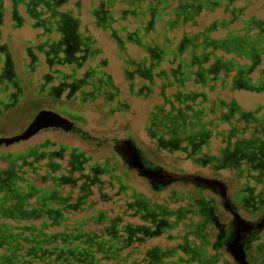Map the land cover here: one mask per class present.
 Returning <instances> with one entry per match:
<instances>
[{"label":"trees","instance_id":"1","mask_svg":"<svg viewBox=\"0 0 264 264\" xmlns=\"http://www.w3.org/2000/svg\"><path fill=\"white\" fill-rule=\"evenodd\" d=\"M109 1L113 6L115 0ZM122 3L123 10L112 7L102 16L95 9L94 14L98 24L111 29L120 50L130 45L143 52L124 60L133 69L125 72L129 80L136 75L144 80L138 93L154 86L160 90L164 101L153 113L151 126L158 132L153 139L170 152H187L189 159L213 171L232 172L237 186L233 196L247 203L245 212L264 218V103L245 109L236 97H218L226 91L264 95V19L246 15L247 7L235 5V0ZM217 9L229 18L201 25L203 15ZM109 81V89L116 88ZM215 136L223 144L220 156L201 150ZM114 170L108 175L120 184ZM69 175L33 172L25 189L29 205L20 212L0 211V264H148L122 215L113 216L89 202L92 195ZM194 191L189 192L192 204L197 194L205 196L209 190L196 186ZM107 201L112 202L102 199ZM214 242L209 239L208 245ZM219 253L218 260L223 255ZM247 255L249 264H264V225L253 235ZM216 263L215 257L210 259L209 264Z\"/></svg>","mask_w":264,"mask_h":264},{"label":"rangeland","instance_id":"2","mask_svg":"<svg viewBox=\"0 0 264 264\" xmlns=\"http://www.w3.org/2000/svg\"><path fill=\"white\" fill-rule=\"evenodd\" d=\"M235 5L245 6L246 15H256L258 18L264 19V0H235ZM88 0H84L82 10L87 11ZM83 23H81V30L85 31L84 26L88 25L92 32L95 33L96 37L100 39L98 43L101 45L104 51H106L105 57L108 61L105 66V70L112 76V81L118 90L117 95L113 96L112 101H105V98H98L93 104L91 101H86V106H81L80 102L75 99L63 101L65 107H50L56 104V101H49L45 107H16L6 114V116L0 117V138L13 137L21 134L29 125L36 113L42 110H51L61 114L62 109H65L68 114H72L79 118L76 122L78 133L48 130L36 134L30 141L24 143H17L11 146H0V153H18L24 151L28 147H37L38 151L47 150L55 151L61 147L64 150V160L60 163L63 168V173L69 175L72 170V166L69 164L70 153L74 152L82 156L81 159H87L89 165L98 164L103 167L108 163L110 165L109 170L115 169L116 177L120 180V184L114 182V186L109 184L110 176L106 174H99V180L102 181V191L98 187L93 186V195L90 201H95L97 208L104 209L108 213H112L113 216L122 215L125 225H137L148 223L142 219L140 215H135V208L127 206L128 203L136 201V197L142 196L144 199L150 201V203L165 206L170 211H175L178 207L191 203L192 200L189 198V192H195L196 184L193 182L175 183L171 186L166 187L163 190L154 189L150 183V180L142 178L135 171L128 170L124 165L120 155L115 150L116 141L132 138L135 143L145 150L149 158H152L156 164L167 169L171 173L177 174H197L203 177H216L215 173L219 177L223 178L227 185L228 195H233L237 189L235 184V178L232 172L221 169L219 171H213L208 166H203L199 162L189 159L187 152L180 151H168L162 147H159L155 137L158 136V132L151 126L152 119L155 115L153 113L158 112L157 105L163 104V98L159 95L158 86H154L151 91H146L142 95H139L138 90L144 80L136 75L134 79L129 80L127 78L125 69L133 70L130 65H127L124 60H127L129 56L138 58L143 55L142 50L128 45L126 51H122L118 48L116 41L107 42L105 34L99 33L96 30L95 25L91 23L92 19L84 12ZM216 17L229 18V15L225 14L222 9L215 10L214 13L203 15L201 25L205 22H210ZM87 60L80 67L81 73L86 71L93 64V55H86ZM82 63L81 57L72 61L71 66L72 73L75 74V69ZM68 70L67 67H64ZM134 83L132 88L130 84ZM132 88V89H131ZM111 90V89H110ZM117 92L116 90H114ZM34 92L29 94L31 99L33 98ZM217 93H214L212 97H216ZM222 99L231 101L233 97H236L237 102L245 109H253L257 105L264 103V95L257 94L248 91H234L219 95ZM118 101L124 104L125 107H92L91 105H103L104 103L116 104ZM23 103H26L24 100ZM45 104V103H44ZM166 110L169 107H164ZM225 127V126H223ZM222 128V127H221ZM154 135L155 139H153ZM46 141L49 144L42 148L41 145ZM22 144V145H20ZM221 139L213 137L209 142V145H205L201 150L211 155L220 156V147H222ZM187 146V144H186ZM58 161V160H57ZM43 163H46L44 161ZM7 166L6 161H0V168ZM86 166V167H87ZM88 170V169H87ZM126 172L127 176H124ZM61 173V172H60ZM75 177L80 176L79 171L73 172ZM90 176L92 174L86 171ZM82 182L80 181L79 184ZM50 186V182L46 184ZM125 186L126 190L120 194L121 186ZM69 187L66 188L68 190ZM75 193L79 194V188L75 189ZM195 195V193L193 194ZM212 195L211 191L205 193L208 197ZM104 196V197H102ZM103 200H112V202H102ZM240 208V206L238 205ZM243 217L249 220L260 221L262 217L256 218L245 212L240 208ZM192 216L188 215L185 219L177 221V217L170 216L168 220L171 223H175L173 227L163 229L159 235H154L145 238L142 241H138L136 246L141 253H144L148 249L160 248L168 252L167 259L176 261L177 264H198L191 259L189 253L178 247L179 245H185L186 237L187 243L191 246L200 245L201 241L196 236L191 235L190 225L198 223V219L191 220ZM177 221V223H176ZM189 232V233H188ZM219 233L218 229L213 228V233L209 236L211 242H214L216 235ZM140 236H142L140 234ZM189 250V249H188ZM219 252H223V255L217 260L216 264H226L227 262H233L232 264H238L233 256L225 250H215L210 244L206 247V254L217 255ZM174 255V256H172Z\"/></svg>","mask_w":264,"mask_h":264},{"label":"flooded vegetation","instance_id":"3","mask_svg":"<svg viewBox=\"0 0 264 264\" xmlns=\"http://www.w3.org/2000/svg\"><path fill=\"white\" fill-rule=\"evenodd\" d=\"M59 3V0L56 1V4ZM65 33L64 43L68 46V51L66 50L65 53H70V57L73 58V54L76 50L81 52V60L85 62L87 60L86 55L92 56L94 54V49L89 42L88 38L80 35V36H69L63 28ZM39 49L42 50L40 46ZM67 49V48H66ZM70 57L67 56L65 60H72ZM75 60V59H74ZM51 63V60H49ZM80 64V67L82 65ZM42 65V63H41ZM35 69V68H34ZM99 71V70H98ZM3 76L6 78L9 84H3V88L0 89V117L6 116V114L12 110H15L16 107H45L46 103L49 101H56L57 103L50 106V107H65L61 102V97H59V93L62 91H68L65 99L71 100L72 98L78 100L81 106H86V101H91V104L95 102L98 98L102 97L105 98V101H112L113 96L117 95L118 90L117 88L109 89L110 87V76H107L105 73H100L94 71L92 67H89L81 76L80 79H74L73 83H68V79L66 76L65 79H61L59 82V86L57 88H53L50 92L45 94V90L41 87V83L43 78L47 77H40L36 81L37 89L34 90L33 98L29 97V95L25 94V91L17 89L16 91H10L8 88L10 86L16 87L19 82L16 74L13 73H5ZM49 78V77H48ZM4 79H0V82H4ZM30 80H27V83L30 84ZM132 89V88H131ZM116 90L117 92H115ZM26 103H23V101ZM45 103V104H44ZM45 105V106H43ZM92 107H125L121 101H118L116 104L112 105L111 103H104L103 105H91ZM40 109L32 121L35 119L37 114L41 111ZM61 115L68 118L71 122V127L66 129L63 128H51L42 130H57V131H67V132H74L78 133L76 122L79 120L78 117L68 114L65 109H62L60 112ZM31 121V122H32ZM30 122V124H31ZM24 131V130H23ZM22 131V132H23ZM21 132V133H22ZM34 137V136H33ZM32 137V138H33ZM128 140H132L127 138ZM31 139L27 140L26 142L30 141ZM133 143L137 146V153L142 158V162H138L139 159L136 160H129L122 152L120 155L124 165L128 170L135 171L144 179L150 180L152 187L156 190L160 189L163 190L168 186H171L175 183H180L179 181L173 182L168 185L159 184L157 181H153V179L149 178L146 174L147 172L144 169H151L157 170V168H163L159 164H156L152 158L148 157V154L145 150L139 147L134 140ZM24 142V143H26ZM160 143L162 144L163 141L160 139ZM49 144V141H46L44 144L41 145L42 148H45ZM160 144V145H161ZM22 145V144H20ZM11 146V145H10ZM8 147V146H7ZM82 156L80 154H76L74 152L70 153V161L69 164L72 166V170L70 171V181L75 183V181L79 180L83 184L82 189L89 192V195H93L92 188L93 186L98 187V189H102L103 183L99 180V174H108L109 170L107 167L109 166L108 163L103 167H100L98 164L96 165H88L87 159H81ZM58 160V161H57ZM61 160H64V148L61 147L55 151H47L42 150L38 151L37 147H28L25 148L24 151L18 153H0V161H6L7 166L5 168H0V211L2 213H13L14 211H22V208L26 205H29V201L27 200V195L25 189L30 186L27 181H29L33 172H41L43 174H56L59 176H63V168L60 163ZM46 161V163H43ZM141 161V159H140ZM138 162V166H135ZM139 164L141 167H139ZM87 166V167H86ZM143 166V167H142ZM92 174L90 176L86 171ZM167 170V169H165ZM75 171L80 172L79 177H75ZM61 172V173H60ZM73 173V174H72ZM146 173V174H145ZM110 176V174H109ZM124 176H127L126 172ZM111 178V176H110ZM215 179H222L221 177H210ZM226 183V182H225ZM109 184L114 186V183L110 180ZM198 186V185H197ZM204 188L203 186H198ZM206 189V188H204ZM103 190V189H102ZM101 190V191H102ZM126 190L125 186H121L120 194ZM210 190V189H206ZM212 195L206 197L204 195L197 194V200L192 203H187V205L178 207L175 211H170L165 206H161L158 204L150 203V201L144 199L142 196L136 197V201L133 203H128L127 206L130 208H135V215H140V217L146 220L145 224H137L131 225L127 224V231L130 234V238L134 235L136 236L137 242L142 241L145 238L159 235L163 229L168 227H173L175 223H171L168 218L170 216L177 217V221H180L182 218L188 217V215L192 216L191 220L198 219V223L191 224L190 227V234L196 236L200 239L201 243L198 246H191L187 243L186 237L185 245H179L182 249H185L187 253H192L191 259L198 264L202 262V264H209L210 259L215 257L218 260V253L215 256H209L206 254V247L208 245L209 236L213 233V228L218 229L219 233L216 235V241L214 242L215 248H220L228 252L227 250V243L231 238H233L236 234L238 229L243 228V224H251L255 225V228L252 229L250 233L246 234V237L242 241L244 249L246 251V255L248 252V248L250 245L251 240L253 239V235L258 233L264 225V218L260 221H254L246 219L242 217L240 208H244L245 211L248 205L247 203L244 205V202L235 198L233 195H228V192L225 190L213 191L210 190ZM199 195V196H198ZM104 197V196H102ZM201 197V198H200ZM16 198L18 201L13 203L11 199ZM240 206V208L238 207ZM236 213H239L241 217H237ZM176 221V223H177ZM239 225V228L237 227ZM189 233V232H188ZM140 234L142 236H140ZM189 249V250H188ZM229 253V252H228ZM144 259H148V264H177L176 261L168 260L167 255L168 252L162 250L160 248H152L146 250L144 253ZM174 256V255H172ZM147 257V258H145ZM248 261V255H247ZM213 263V261H212ZM146 264V263H143ZM249 264V262H248Z\"/></svg>","mask_w":264,"mask_h":264},{"label":"crops","instance_id":"4","mask_svg":"<svg viewBox=\"0 0 264 264\" xmlns=\"http://www.w3.org/2000/svg\"><path fill=\"white\" fill-rule=\"evenodd\" d=\"M53 2L54 0H0V79H4V82H0V89L3 88V84L10 83L5 80L4 72L16 74L19 79L16 87L10 86L8 89L10 91L20 89L27 95L37 89L36 81L44 77L43 75L47 76L41 83L45 94L57 88L61 79L67 77L68 83L80 79L85 71L81 73L79 66L74 70L75 74H71V69L74 68L71 63L76 57H81V52L76 50L72 53L73 58L69 52L65 53L68 46L64 43L63 28L68 37L82 35L88 38L94 49L92 68L106 72L104 68L108 61L105 57L106 51L98 43L100 39L87 27L88 25L84 26L85 31L81 30L84 12L91 17V23L95 25L96 30L105 34V39L110 43L112 40L115 41L111 36V29L98 24L94 11L99 10L103 16L112 7L115 12L125 9V3L123 4L122 0H115L112 6L109 0H88V9L84 11L82 10L84 0H61L59 5ZM40 46L42 50L39 49ZM67 56L72 60H65ZM28 79L31 81L30 84L27 83ZM130 86L133 88L135 85L132 83ZM140 88L141 86L137 90ZM67 93L68 91L59 93L61 101ZM142 94L143 92L139 93Z\"/></svg>","mask_w":264,"mask_h":264},{"label":"water","instance_id":"5","mask_svg":"<svg viewBox=\"0 0 264 264\" xmlns=\"http://www.w3.org/2000/svg\"><path fill=\"white\" fill-rule=\"evenodd\" d=\"M68 124L71 125L70 120L63 115L51 110H41L37 114L35 119L31 122V124L21 134L13 137L0 138V146H10L21 142H26L42 130L51 128L66 129L67 126L68 128H70L71 126ZM115 150L118 154H121L122 152L129 160L137 161L139 159L138 162H142V158H140L137 153V146L133 143L132 140L122 139L116 141ZM138 162L135 166H138ZM139 167H141L140 164ZM144 171L147 172V174H145L149 178L153 179V181H157L162 185H168L176 181H183L193 182L198 186H203L204 188L213 191H227V185L221 179L203 177L197 174L171 173L163 168H157V170L144 169ZM236 216L241 217L239 213H236ZM237 227L239 228L238 224ZM254 228L255 225H251L248 223L243 224V228L241 230L238 229L237 234L227 243L228 252L233 256L234 260L238 264H248L246 251L244 249L242 241L246 237V234L250 233Z\"/></svg>","mask_w":264,"mask_h":264}]
</instances>
